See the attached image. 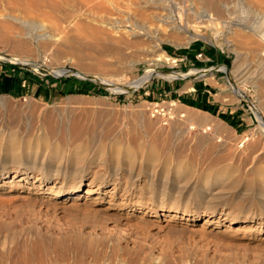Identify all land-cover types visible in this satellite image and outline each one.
I'll use <instances>...</instances> for the list:
<instances>
[{
    "label": "rangeland",
    "instance_id": "rangeland-1",
    "mask_svg": "<svg viewBox=\"0 0 264 264\" xmlns=\"http://www.w3.org/2000/svg\"><path fill=\"white\" fill-rule=\"evenodd\" d=\"M38 1L0 0V63L21 65L0 70L22 81L0 90V264H264V126L254 111L264 120L256 74L264 37L236 38L230 26L193 17L184 22L191 37L165 30L128 48L129 23L97 11L65 16L85 9L83 0H56L60 9ZM238 10L230 20L258 23L259 13ZM42 25L65 43L57 40L56 49L38 40ZM187 46L227 57V68L216 67L233 121L143 92L192 70L207 76L176 58ZM162 50L176 59L157 60ZM149 69L154 75L143 77ZM77 72L118 87L139 84L114 90ZM73 99L93 101V112L80 113ZM155 101L174 115L153 114ZM236 115L245 124L236 126Z\"/></svg>",
    "mask_w": 264,
    "mask_h": 264
},
{
    "label": "bare ground",
    "instance_id": "bare-ground-1",
    "mask_svg": "<svg viewBox=\"0 0 264 264\" xmlns=\"http://www.w3.org/2000/svg\"><path fill=\"white\" fill-rule=\"evenodd\" d=\"M42 1H43L42 2L43 5L47 6L48 8H51V9L58 8L57 5L59 3L56 5V3H57L56 0H42ZM61 1H63V0H61ZM38 2H40V0ZM64 2L63 3L61 2L62 6L64 5ZM39 4H41V3H39ZM83 4H85L84 6H86L85 9H82L81 7H77V8H74V10H73V8H71L72 11L68 14H65V16L67 17V15H69L70 17H73L75 14H78V17H79V13H81L80 12L81 10H84V11L90 12V13L97 11L102 16V18L107 19L109 21H114L115 23H120V24L129 23L130 24V34L128 35V38L130 40H126L127 37H126V39L123 38L127 41V42L124 41V43H127V45L133 44V43L135 45H136V43L139 44L142 41H144L145 39L153 38L157 34L160 35V32L165 31V30H168L169 33H171V35L179 34L181 32H183L185 34L187 33L189 35L191 33L188 30V28L185 27L184 22L186 20H191L193 17L196 20L201 21V22L203 21V22H208V23H215L216 25L220 26L221 28H225V27L230 26L231 27L230 33L233 36H235L236 38L237 37H240V38L249 37V35H252L250 32L260 34L259 36L261 38L264 37V0H83ZM75 5H77V3ZM75 5H74V7H76ZM58 6L60 7V5H58ZM72 6L73 5H71V7ZM78 6H80V5H78ZM58 9H60V8H58ZM71 9H69V10H71ZM238 9H242L243 12L244 11L250 12V14L252 12V14H255V15L257 13H259V15H260L259 19L260 20L258 19V21H257L258 23H256V24H254V23L251 24L247 21H241V20L238 22H233L229 18L231 17V15L234 12L236 13V10H238ZM58 12H59V10H58ZM80 15H82V14H80ZM18 20H19V18H18ZM31 25H33V24H31ZM34 25H36V22ZM36 27H38V25ZM39 27L41 28L42 32H41V34H38L36 32V34H38V36H36V37H38L39 38L38 40L43 41L44 44H46V45H49V46H52L54 44L56 45L57 40H59V39L63 40V38H64V37L63 38L58 37V35H57L58 33L56 34L54 31L52 33L51 31L53 30V28H52V30H49L50 27H49V29H47V27L44 25L39 26ZM112 28L116 29L115 30L116 33L121 32V29H119V27H117V25H114ZM18 31H20V30H18ZM57 31H59V30H57ZM60 31H62V29ZM2 32L5 33V31H2ZM9 32H10V30H9ZM23 32H25V31H23ZM33 32H35V31H33ZM60 33L62 34V32H60ZM166 33H167V31H166ZM169 33H167V34H169ZM18 34H20V33H18ZM21 34H23V33L21 32ZM25 34H27V32ZM106 34H108V33H106ZM256 34H254V35L256 36ZM159 35H158V37L160 38L161 36H159ZM15 36H17V34H15ZM122 36H119V37H122ZM125 36L126 35H124V37ZM174 36H177V35H174ZM174 36H173V38H174ZM170 37L172 38V36H170ZM170 37L168 40L171 41ZM189 37H191V35H189ZM20 38H21V36H20ZM173 38H172V40H174ZM120 39L123 41L122 38H120ZM162 39H163V37H162ZM26 40H27V38H26ZM60 40H59V42H60ZM67 41L68 40H66V43L69 44L70 41L69 42H67ZM164 41H166V40H164ZM17 42H18V39H17ZM60 43H62V42H60ZM64 43H65V41H64ZM111 43H113V41ZM116 43H117V41H116ZM118 43H117V45H120V43L119 44ZM173 43L175 44V42H173ZM26 44H27V42L20 43L19 45L23 46ZM28 46H30V45H28ZM57 46H59V45L57 44L55 46L56 49H57ZM64 46H66V45L64 44ZM139 46H140V44H139ZM118 47H120V46H118ZM120 48H122V47H120ZM128 48H129V45H128ZM52 53H54V52H52ZM259 55H261V53ZM156 59L157 60L163 59L166 61L167 60H172V61L175 60V58H172L171 56H169L165 50H162L161 52H159L157 54ZM245 59L246 58H244V55L241 56V58H239L238 68H241L243 66V64L245 63L244 62ZM220 65H221V68H223V69L227 68L225 66V64H219L218 66H220ZM217 67H216V69H217ZM223 69H218V70L223 71ZM250 69H251V66L248 67L249 71H250ZM253 70L256 71L255 69H253ZM256 72H257L256 74L259 76L258 80L264 81V58H260L259 65H258ZM77 73H78V75H81V76L84 75L83 72H77ZM154 73H155L154 70L149 69L144 73L143 77L148 76V75H154ZM164 74L166 76L167 73H160L161 76L165 77ZM190 74L203 75L200 71L192 70L185 76H188ZM104 82L108 85V87L110 89H114V90L121 89V90H125V91L132 90V89L136 88L139 84V81H133L132 83H130L129 85H126L124 87H118V85H115L111 82H108V81H104ZM262 83H264V82H262ZM70 101L78 104V106L80 108V113H83V114H89V112H91L92 110L89 109L88 107H90L91 105L94 104L93 101L86 100V99H73ZM254 111L257 113L256 114L257 120L259 121V123L262 126H264V120L259 115L260 114L259 110L254 107ZM117 148H121L119 144H118ZM130 150H131V148L128 149L129 155L132 158L136 157L135 155L137 153H133ZM150 157L152 160H155V162L159 161V151H158L157 147L153 146V149L150 152ZM254 174L256 175V173H254ZM254 177L255 176H253V179H254ZM262 178L263 177H261V175H260V179L263 181L264 179H262Z\"/></svg>",
    "mask_w": 264,
    "mask_h": 264
},
{
    "label": "crops",
    "instance_id": "crops-1",
    "mask_svg": "<svg viewBox=\"0 0 264 264\" xmlns=\"http://www.w3.org/2000/svg\"><path fill=\"white\" fill-rule=\"evenodd\" d=\"M199 51H201L204 56L208 57L209 60L204 59V57H197L196 53ZM178 55L179 57L176 58L183 60L184 65L185 63H189L191 65L190 67L207 69L205 72L207 73V76L195 74L194 76H190L179 82H171L170 80H168V82L154 81L152 84L148 85L143 92L148 94L152 93V95L162 93L164 95H174V98L180 101L186 109H198L205 112L207 119L211 116L226 121L225 118L229 116V120H232L234 114L230 115L231 112L226 110L227 103L225 99H222L221 97V93L225 91L223 86L225 87L226 79L224 78V75H218L217 72L221 70L215 68L219 64H225L226 66L227 63L225 61L227 60V57L216 49L215 51L210 52L209 48L207 49L203 46H187V48L178 53ZM213 61H215V64L210 65ZM208 68L211 69L209 70ZM174 77L178 76H171L170 79ZM210 78L213 80H210ZM217 93L220 95L217 96ZM237 116L238 115H236V120L233 122L236 126L244 123V118L242 116L237 118Z\"/></svg>",
    "mask_w": 264,
    "mask_h": 264
},
{
    "label": "trees",
    "instance_id": "trees-1",
    "mask_svg": "<svg viewBox=\"0 0 264 264\" xmlns=\"http://www.w3.org/2000/svg\"><path fill=\"white\" fill-rule=\"evenodd\" d=\"M0 65H6L13 68H19L21 66L19 63L8 61H1ZM48 77L55 78L51 74H48ZM16 87H22L21 78L18 75L9 74L6 71L0 70V90L12 92ZM229 123L232 124V122Z\"/></svg>",
    "mask_w": 264,
    "mask_h": 264
},
{
    "label": "built area",
    "instance_id": "built-area-1",
    "mask_svg": "<svg viewBox=\"0 0 264 264\" xmlns=\"http://www.w3.org/2000/svg\"><path fill=\"white\" fill-rule=\"evenodd\" d=\"M196 56L197 57H204V59H206V60H209V58L208 57H206V56H204L203 55V53L201 52V51H199V52H197L196 53ZM176 59V58H175ZM200 69H205V68H200ZM153 114L154 113H157V114H160L163 118H167V117H170V116H172V115H174V113L175 112H172V111H174V110H172V108H168V109H164V107L163 106H159L158 105V102L157 101H155L154 103H153ZM179 116H184V112H180L179 113ZM210 126H207V128H209Z\"/></svg>",
    "mask_w": 264,
    "mask_h": 264
},
{
    "label": "water",
    "instance_id": "water-1",
    "mask_svg": "<svg viewBox=\"0 0 264 264\" xmlns=\"http://www.w3.org/2000/svg\"><path fill=\"white\" fill-rule=\"evenodd\" d=\"M209 69V68H208ZM211 69V68H210ZM209 69V70H210ZM207 70V69H206ZM74 73V72H73ZM82 77H87V78H93V79H95V80H98V81H100V82H102L103 84H106L105 82H103L101 79H99V78H96V77H93L92 75H85V76H82ZM183 77H186V76H183ZM107 85V84H106ZM134 89H136V88H134ZM134 89H132V90H134Z\"/></svg>",
    "mask_w": 264,
    "mask_h": 264
}]
</instances>
